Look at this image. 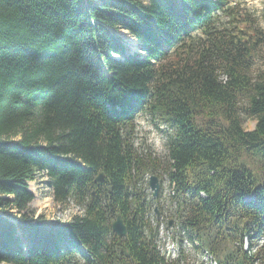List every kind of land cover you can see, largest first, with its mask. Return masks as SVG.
Listing matches in <instances>:
<instances>
[{"label":"trees","instance_id":"obj_1","mask_svg":"<svg viewBox=\"0 0 264 264\" xmlns=\"http://www.w3.org/2000/svg\"><path fill=\"white\" fill-rule=\"evenodd\" d=\"M259 40L237 0H0V263L170 264L139 188L161 167L133 142L146 111L170 128V217L220 264H264ZM40 174L56 204L82 213L34 220L29 182Z\"/></svg>","mask_w":264,"mask_h":264},{"label":"rangeland","instance_id":"obj_2","mask_svg":"<svg viewBox=\"0 0 264 264\" xmlns=\"http://www.w3.org/2000/svg\"><path fill=\"white\" fill-rule=\"evenodd\" d=\"M240 15H249L253 22L258 27V55L254 61L253 72L258 71L264 66V0H237ZM227 17L219 16L218 25L227 26ZM118 35L124 44V46L133 52H137V42L128 34L127 31L118 30L114 32ZM117 57V56H116ZM242 127L245 130H251L254 127V120L248 117L242 116ZM156 115L149 114L146 111H140L135 118V131H134V145L138 150L149 149L152 156L161 161V167L157 170L158 180L162 185L161 197L159 199V205L162 208V216L167 217L174 213L175 205L170 201L171 187L167 180L166 175L163 173L162 168L166 162V132L170 131L169 127L163 125ZM151 173L142 175L141 179V193H143L147 199H151V206L154 205L156 199L152 198V192L148 189L147 179ZM47 178L43 175H39L33 181L29 182V189L33 194V199L29 203V210L32 211L34 220L37 216H42L44 220L48 222H66L70 219V216L81 214L82 211L78 206L73 204H56L52 199V190L47 182ZM160 191V190H159ZM152 216V214L150 215ZM162 218V217H161ZM172 219V218H170ZM33 220V221H34ZM6 264V263H0ZM187 264H192L190 258L187 259Z\"/></svg>","mask_w":264,"mask_h":264},{"label":"water","instance_id":"obj_3","mask_svg":"<svg viewBox=\"0 0 264 264\" xmlns=\"http://www.w3.org/2000/svg\"><path fill=\"white\" fill-rule=\"evenodd\" d=\"M103 175L102 173H99L94 181L95 182H99L101 181ZM148 187L149 189L153 192L152 196L155 197L158 193L159 190V182H158V178L155 175H151L148 179ZM171 224V222L169 223V225ZM111 228L112 231L117 234L118 236H123L126 233V229H125V225L123 224L122 220L120 219L119 216H117V218L112 222L111 224Z\"/></svg>","mask_w":264,"mask_h":264}]
</instances>
